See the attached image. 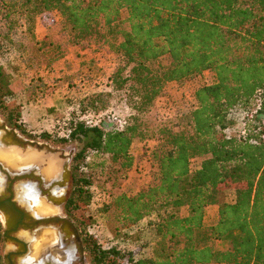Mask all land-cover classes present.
Segmentation results:
<instances>
[{"label": "trees", "instance_id": "trees-1", "mask_svg": "<svg viewBox=\"0 0 264 264\" xmlns=\"http://www.w3.org/2000/svg\"><path fill=\"white\" fill-rule=\"evenodd\" d=\"M53 12L72 34L70 46H107L119 59L107 90L87 96L82 113L104 112L114 93L126 95L134 111L120 128L73 119L70 134L58 142L76 144L75 169L98 154L128 172L135 165V141L157 142L152 182L134 196L112 195L105 206V213L119 220L117 235L157 216L149 224L157 237L152 256L105 249L84 228L80 236L89 262L264 264V0H0V54L7 51L6 42L14 41L13 34L32 33L37 18ZM49 45L52 62L68 52ZM46 46L43 42L40 49ZM164 58L169 65L161 64ZM206 72L214 74V82L196 91L193 111L156 126L142 121L167 85ZM36 82L29 91L44 95L45 85ZM3 98L0 113L19 127L20 113L14 115ZM196 159L201 166L192 171ZM90 177L74 176L66 204L67 214L84 226L74 212L92 199ZM226 189L235 191L233 202L224 199ZM213 205L219 207L218 220L208 225L206 209ZM218 241L227 248H217ZM4 244L0 220V264Z\"/></svg>", "mask_w": 264, "mask_h": 264}, {"label": "rangeland", "instance_id": "rangeland-1", "mask_svg": "<svg viewBox=\"0 0 264 264\" xmlns=\"http://www.w3.org/2000/svg\"><path fill=\"white\" fill-rule=\"evenodd\" d=\"M0 21L4 23L2 15H0ZM4 29L7 30L5 26ZM13 35L14 41L6 42L7 51L0 54V67L3 68V74L0 76V95L4 97L3 99L10 111L14 110V115L20 113L19 127L9 122L8 117L0 113L1 119L10 128L16 129L21 136L39 143H48L61 152L51 157L40 155L45 157L46 162L49 158H55L59 161L63 154L67 155V159H71L69 165L72 181L67 185L64 192L67 200L74 191V176L82 173H88L91 176L92 199L89 203L82 204L79 211L74 212L79 219L85 222L86 226L77 222L75 217L68 215L79 233L86 228L105 249L115 247L126 252L138 251L141 257L152 256L157 237L154 228L149 224L155 223L158 220L157 216L148 218L134 227L123 229L117 235V228L120 227L119 220L114 213L106 214L105 206L110 202L112 195L126 193L134 196L152 182L155 170L151 153L157 146V142L154 139L143 142L135 141L131 150L135 158V165L128 172L119 171V165L114 164L110 156L98 154L89 155L86 162L81 164V169H75L77 164L74 158L78 152L76 144L58 142L60 138H67L70 134V123L73 119L85 121L91 126L104 124L109 128H120L134 114L126 95L123 93H114V96L108 99V107L104 112L83 114L81 111L82 101L87 96L107 90L106 84L109 77L119 67L118 57L111 53L107 46L90 43L86 45V50L89 53L87 56L94 59L92 63L85 62L84 70L79 67L75 68L78 64L74 67L73 65L66 66L65 63L60 62L61 60L52 62L54 51L49 45L51 42L61 46L66 51L73 48L69 45L72 34L65 27L59 14L54 12L38 17L32 33L23 32L20 29ZM43 42L47 46L45 49H40ZM50 62L52 63L50 64ZM169 63V58L161 60L163 65H169ZM63 67L64 69L68 68L71 74H63L65 71ZM78 69L80 70L78 71ZM32 81H37L36 85L41 82L45 85L44 95L36 90L34 94L29 91V88L32 87ZM213 82L214 74L206 72L204 75L184 84L170 83L157 100L152 112L143 116L142 121L148 125L156 126L193 111L196 105V91ZM56 91H59L61 98L54 103L43 102L45 113L34 115L32 110L27 112L26 108L23 109L25 104L37 99L43 100ZM238 115L242 116L243 114ZM27 117L33 121L31 124L33 127L27 122H23ZM45 134L51 135L50 138L44 137ZM201 162V159L193 160L191 163L192 171L198 170ZM0 163L12 173H18L23 166H28L18 161L11 163L3 159L0 160ZM82 166L84 167L82 168ZM224 199L227 202H233L235 191L226 189ZM39 202L44 203L41 200ZM218 211V206L207 207L206 223L208 225L217 222ZM181 214L187 216L188 208H183ZM43 235V233H38L31 243L28 259L35 257L31 264H40L39 261L44 257L42 252L51 244L52 238L45 239ZM215 245L219 249L227 248V243L222 241L216 242ZM5 248L4 244L2 255H4ZM86 258L87 264H91L87 252ZM3 264H5L4 261Z\"/></svg>", "mask_w": 264, "mask_h": 264}, {"label": "water", "instance_id": "water-1", "mask_svg": "<svg viewBox=\"0 0 264 264\" xmlns=\"http://www.w3.org/2000/svg\"><path fill=\"white\" fill-rule=\"evenodd\" d=\"M0 146L6 150L17 149L23 153H32L37 155L56 156L61 152L48 143H39L21 136L16 129L10 128L0 116ZM42 157V156H41ZM65 160L63 170L58 165L56 181L65 182L63 186L67 187L72 181V172L70 169L67 155L63 154ZM58 161V160H57ZM23 166L18 173H12L0 163V220L3 225V238L5 251L3 261L5 264H24L28 259L30 246L37 231L45 228H55L60 234L65 247L69 264L77 252L81 257L82 264H87L85 246L80 236L79 230L75 224L66 216L41 217L29 207L28 201L22 200L19 189L27 185V181L34 177V174L27 173L29 167ZM50 199V198H49ZM67 197L63 194L62 200L57 203V208L61 209L66 203ZM63 222V225L60 223ZM60 240V241H61ZM50 262L40 260V264H63L50 258ZM34 264V263H33Z\"/></svg>", "mask_w": 264, "mask_h": 264}, {"label": "flooded vegetation", "instance_id": "flooded-vegetation-1", "mask_svg": "<svg viewBox=\"0 0 264 264\" xmlns=\"http://www.w3.org/2000/svg\"><path fill=\"white\" fill-rule=\"evenodd\" d=\"M58 162H59L58 163L59 167L61 166L62 167L61 169L63 170V166L65 163V160L63 159V155H61ZM28 166H30V165H28ZM48 167H49V162H46V160L43 163H40V164L38 163L37 165L32 166V168L29 167L27 173L34 174L35 176L30 178L27 181L28 184L25 185L23 188H20L18 193L21 195L22 193H24V191H26V190L30 191L31 190L30 200H32L34 198L36 200H39V201L41 200L45 203V206H48L49 208H53V209L58 210V213L41 215V217H48L49 218V217H57V216H66L67 218H69V216L66 212V204H67L69 199L66 201V203L63 205V207L61 209L57 208V203L62 200L63 194H65L64 193L65 188L63 186H61L62 184L64 185L65 182H63L62 180H57L58 182H55L56 181V175L54 177H50V178H49V176L47 177V175H48L47 170H49ZM28 204L30 205V203H28ZM60 225H63V222L60 223ZM49 230L56 231L55 228H50V227L45 228V229H41L35 233L34 237L38 233L44 234L45 232H49ZM56 232L59 234L58 231H56ZM50 237L52 238L51 244L49 247H46L45 250L42 252V254H44V257L41 260H44L46 262H50L51 261L50 258L52 257L56 261H59L60 263L66 264L68 262L69 258H67V253L65 251V247L62 246L63 241L60 239L61 241H58L59 244L58 243L55 244V249H54V248H51V246L54 245V238L52 236H50ZM59 238H60V234H59ZM33 239L35 240V238H33ZM57 254H58V256H57ZM69 264H82L81 257H80L78 252L75 255V258Z\"/></svg>", "mask_w": 264, "mask_h": 264}, {"label": "bare ground", "instance_id": "bare-ground-1", "mask_svg": "<svg viewBox=\"0 0 264 264\" xmlns=\"http://www.w3.org/2000/svg\"><path fill=\"white\" fill-rule=\"evenodd\" d=\"M1 159L6 160V161L11 162V163L18 161L19 163H21V164L23 163L24 165H33V164L37 165L38 163L39 164L43 163L46 160L45 157H41L37 154L36 155L32 154V153L31 154H27V153L25 154V153H23L17 149L6 150L0 146V160ZM48 162H49V167H48L49 170H47V174H48L47 177L48 176H49V178L54 177L57 174V168H58L59 162L55 158H49ZM30 193H31V190L30 191L26 190L20 196H21L22 200L28 201V203H30L29 207L32 208V210L35 212V214L37 216L52 214L54 212L58 213L57 209L49 208L48 206H45L44 203L39 202L35 198L30 200V197H31ZM1 219H2V216H1ZM44 234L45 235H43V238H45V239H47L50 236H52L54 238V245L51 246V248L55 249V244L58 243V241H60L59 234L56 231H52V230H49V232H45ZM57 256H58V254H57ZM34 258L35 257L27 259L24 264H31L34 261Z\"/></svg>", "mask_w": 264, "mask_h": 264}, {"label": "crops", "instance_id": "crops-1", "mask_svg": "<svg viewBox=\"0 0 264 264\" xmlns=\"http://www.w3.org/2000/svg\"><path fill=\"white\" fill-rule=\"evenodd\" d=\"M87 54H89L88 50H83L80 47L76 46V47L71 48L60 62L65 63L66 66L68 65L74 66L78 64L76 67L75 66L74 67L75 68L79 67L84 70L85 62L89 61L90 63H92V60L94 59V58L88 57ZM64 70L65 71L63 72V74H71V71H68V68L67 69L65 68ZM79 70L80 69H78V71ZM59 98H61L60 93L59 91H56L52 93L50 96H46V98L43 100L37 99V100H34L33 102H29L28 104H25L23 109L26 108L27 112L32 110L34 115L45 113L43 109L45 105L43 104V102L48 101L50 103H54ZM23 122H27L28 124H30L31 127H33V125H31L33 121L30 119V117H27V119H25V121ZM35 124H38V123H35Z\"/></svg>", "mask_w": 264, "mask_h": 264}]
</instances>
